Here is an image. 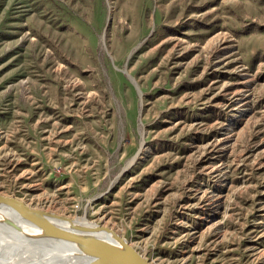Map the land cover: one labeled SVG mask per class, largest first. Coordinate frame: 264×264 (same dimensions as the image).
I'll return each mask as SVG.
<instances>
[{
  "label": "rangeland",
  "instance_id": "1",
  "mask_svg": "<svg viewBox=\"0 0 264 264\" xmlns=\"http://www.w3.org/2000/svg\"><path fill=\"white\" fill-rule=\"evenodd\" d=\"M0 192L264 264V0H0Z\"/></svg>",
  "mask_w": 264,
  "mask_h": 264
},
{
  "label": "water",
  "instance_id": "2",
  "mask_svg": "<svg viewBox=\"0 0 264 264\" xmlns=\"http://www.w3.org/2000/svg\"><path fill=\"white\" fill-rule=\"evenodd\" d=\"M21 232L29 241L46 239L71 243L90 257L85 264H156L113 228L36 208L0 192V225ZM111 234L112 239L100 235Z\"/></svg>",
  "mask_w": 264,
  "mask_h": 264
},
{
  "label": "bare ground",
  "instance_id": "3",
  "mask_svg": "<svg viewBox=\"0 0 264 264\" xmlns=\"http://www.w3.org/2000/svg\"><path fill=\"white\" fill-rule=\"evenodd\" d=\"M78 219L96 224L85 218ZM100 235L112 239L106 232H100ZM89 259L71 243L51 239L29 241L21 232L0 225V264H85Z\"/></svg>",
  "mask_w": 264,
  "mask_h": 264
}]
</instances>
